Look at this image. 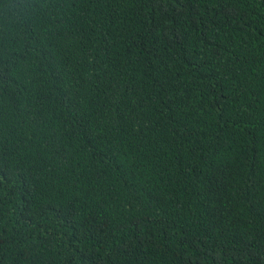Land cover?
I'll return each instance as SVG.
<instances>
[{
  "label": "trees",
  "instance_id": "16d2710c",
  "mask_svg": "<svg viewBox=\"0 0 264 264\" xmlns=\"http://www.w3.org/2000/svg\"><path fill=\"white\" fill-rule=\"evenodd\" d=\"M0 264H264V0H0Z\"/></svg>",
  "mask_w": 264,
  "mask_h": 264
}]
</instances>
